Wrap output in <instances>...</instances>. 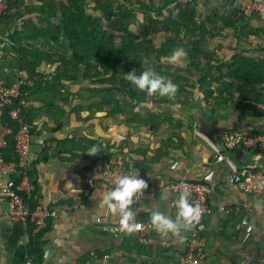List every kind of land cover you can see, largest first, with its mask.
Segmentation results:
<instances>
[{
	"label": "crops",
	"instance_id": "crops-1",
	"mask_svg": "<svg viewBox=\"0 0 264 264\" xmlns=\"http://www.w3.org/2000/svg\"><path fill=\"white\" fill-rule=\"evenodd\" d=\"M142 3L147 12L135 20L134 31L146 46L159 47L181 38L186 44L201 45L212 61L228 64L237 54L249 58L250 35L264 37V24L256 16L242 14L236 0H142ZM165 55L168 56L162 62L154 57L148 59L146 70L164 73L165 80L170 81L175 79L174 75L186 73L189 64L186 54L175 64L168 62L171 53ZM205 65L200 63V67ZM42 69L43 66L41 72ZM193 74L199 80L200 74L197 71ZM66 84L68 89L77 90L79 96H65L63 112L56 105L58 97L45 91L32 93L29 100H23L21 115L31 119L27 123L32 135L31 151L23 180L18 184L19 179L6 178L7 183L21 186L34 208L48 206L56 212L39 241L41 264L179 263L186 249L184 231L179 236H163L151 229L142 235L133 232L125 239L105 232L95 223L99 217L120 218L101 203L113 185L98 182L87 187L82 183L83 173L105 150L124 153L126 175H139L148 185L144 196L133 204L139 221L150 220L153 210L175 218L174 201L178 194L166 190L172 182L187 180L210 185L213 192L204 219L206 264H264V199L243 195L238 187L229 184L230 165L215 158L213 147L196 134L195 121L179 109L198 100L197 96L203 93L199 92L185 105L177 99L167 103L151 100L141 110L137 107L138 100L122 99L115 90L111 91V97L104 93L94 96L92 90L105 91L106 85ZM219 86L216 81L209 84L214 96H218ZM230 101L218 112L231 108ZM202 106L208 116L212 115L211 109ZM140 111L145 119L136 117ZM153 113L158 122L154 129L146 121ZM260 122L264 126V119ZM92 145L100 146V153H85ZM27 185L33 187L29 194L25 190ZM244 221L248 225H242ZM30 245L26 226L8 217L0 218V264H25L32 258Z\"/></svg>",
	"mask_w": 264,
	"mask_h": 264
},
{
	"label": "trees",
	"instance_id": "trees-1",
	"mask_svg": "<svg viewBox=\"0 0 264 264\" xmlns=\"http://www.w3.org/2000/svg\"><path fill=\"white\" fill-rule=\"evenodd\" d=\"M21 3L22 0H8L7 10L0 14V42L3 39H10L19 47L31 40L48 38L52 40L54 36H59L58 33H62L69 42V47H66L69 50L59 55L55 53L54 56L58 59L52 64L54 70L47 72L45 79L41 67L46 55L25 56L22 49H18L22 58L13 64L16 67V73L5 72V66L11 64L7 60V54L3 58L1 56L0 60L6 62L0 68V80L8 88L21 82L20 79H16V74L25 75V78L34 83L33 86H22L20 101L29 100L32 93L44 91L57 97L62 94L61 89H64L63 94L67 98L79 96L77 90L68 89L66 83H71L73 86L79 83L82 86L85 82L106 85L105 91L92 90L94 96L104 93L111 97V91L115 90L120 93L122 99L138 100L137 107L139 106L141 110L142 106L151 100L155 102L161 99V102L167 103L170 99L161 98L155 94L148 95L146 92L135 89L127 81L126 74L133 69L137 74L140 71H147L146 63L151 57L162 62L168 56L165 54H172L175 49L182 48L189 64L185 74L174 75L177 81L171 78L172 82L178 86L176 96L172 99H177L178 103L185 105L201 92L204 95L203 101L207 109H211L212 114L226 108L231 100V107H237L244 119H264V111L260 112V108L264 107V60L257 58L260 54L257 50H249V58L237 54L228 64H218L212 61L201 45L186 44L181 41V38H177V41H166L159 47L146 46L134 31L137 27L134 25L135 20L143 17L142 15L147 12L142 0H67L66 3H62L61 11L57 7V0H30L29 4L32 7L29 8L30 12H27L29 18L25 16L20 18L17 29L12 32L13 20L9 14ZM24 62L27 66H24ZM202 62L206 63L204 67H200ZM194 71L200 74L199 80H196ZM49 74L55 85L52 88H49ZM212 81L220 84L218 96H214L215 91L209 88ZM216 91L218 92V89ZM107 103L110 104V102ZM14 108L22 110V107L17 104L6 107L1 114V123L12 129V134L8 137V148L4 151L5 158L7 161L17 163L15 135L20 128V122H14L9 117V112ZM166 113H169L168 109ZM135 115L139 118L138 120L146 118L142 116V111ZM149 117L151 118L146 120L147 123L152 124V129L157 128L158 122L154 120L156 114H150ZM20 119L24 124L31 120L29 117L24 119V114H20ZM110 153L105 150L100 157ZM23 177L22 169L18 184ZM21 194L25 202L34 209L26 193ZM48 228L49 222L43 230L35 233L34 226L29 224L30 256L34 259V264H41L43 253L38 245Z\"/></svg>",
	"mask_w": 264,
	"mask_h": 264
},
{
	"label": "built area",
	"instance_id": "built-area-1",
	"mask_svg": "<svg viewBox=\"0 0 264 264\" xmlns=\"http://www.w3.org/2000/svg\"><path fill=\"white\" fill-rule=\"evenodd\" d=\"M236 2L242 14L250 17L256 16L264 24V0H236ZM7 7L8 0H0V14L5 12ZM247 42L252 49L260 52L259 58L264 60V37L250 35ZM24 85L29 86L31 84L29 82H19L8 88L0 80V218L8 217L22 223L27 228L31 224L34 226V232L38 233L45 228L50 218L56 217V212L48 206L32 209L21 194L24 191L21 186L13 182H6L7 177L20 179L21 170H24L27 166V159L32 146V135L29 125L21 121L20 108H14L9 112V117L14 122H20V128L15 135V151L18 155V162L7 161L5 158L4 151L8 148V137L12 134V129L1 123V114L6 107L13 104L22 107L24 101H20V98L22 97L21 88ZM220 138L224 143L225 150L244 148L247 150L256 149L259 153H264V133L253 134L234 130L222 133ZM214 153L217 160L226 161L230 165L232 170L228 178L230 185L238 187L243 195L264 199V170L236 169L226 160L224 152L214 150ZM126 170L127 163L124 153L118 150L112 151L110 155L106 154L99 157L93 166L83 173L82 183L87 187H92L98 182L113 185L118 177L126 175ZM25 190L29 194L33 191V187L27 185ZM166 190L178 195L181 191L187 190L190 194V203L199 204L202 209V217L199 224L190 231H186V249L178 264H206L208 251L204 235V219L209 213L207 204L208 198L212 195L213 187L180 180L169 184ZM119 221L120 218L109 220L105 217H99L95 223L101 226L105 232L115 237L126 238L129 234L121 231ZM132 222L140 225L135 232L141 235L153 229L150 220L141 222L133 215ZM242 225L246 226L248 222L244 221ZM25 264H34V260L29 258Z\"/></svg>",
	"mask_w": 264,
	"mask_h": 264
},
{
	"label": "clouds",
	"instance_id": "clouds-1",
	"mask_svg": "<svg viewBox=\"0 0 264 264\" xmlns=\"http://www.w3.org/2000/svg\"><path fill=\"white\" fill-rule=\"evenodd\" d=\"M184 49L177 48L168 57V62L175 64L182 56ZM126 79L131 85L148 95H158L161 98L172 99L176 96L178 86L170 80H165L154 72L136 70L126 74ZM100 146L92 145L85 153L88 155H96L100 153ZM215 150V149H214ZM148 187L146 181L139 175H122L118 177L113 186L105 193L101 203L112 214H119L120 229L125 234H132L140 225L133 223V204L138 203L139 199L144 196V190ZM189 192L181 191L175 199L176 208L175 218H171L164 212L153 210L150 214V224L153 230L163 236L172 234L179 236L182 231H190L194 226L199 224L202 217V209L199 204L189 202Z\"/></svg>",
	"mask_w": 264,
	"mask_h": 264
},
{
	"label": "water",
	"instance_id": "water-1",
	"mask_svg": "<svg viewBox=\"0 0 264 264\" xmlns=\"http://www.w3.org/2000/svg\"><path fill=\"white\" fill-rule=\"evenodd\" d=\"M179 109L195 121L197 135L205 139L215 150L224 152L226 160L236 169L264 170V153L244 148L225 150L220 138L222 133L234 130L253 134L264 133V126L246 121L237 107L208 116L199 100H195L191 104L180 106Z\"/></svg>",
	"mask_w": 264,
	"mask_h": 264
},
{
	"label": "rangeland",
	"instance_id": "rangeland-1",
	"mask_svg": "<svg viewBox=\"0 0 264 264\" xmlns=\"http://www.w3.org/2000/svg\"><path fill=\"white\" fill-rule=\"evenodd\" d=\"M29 1L30 0H28V2ZM66 1L67 0L57 1V7H58L59 11H61L60 8L62 6V3H64V2L66 3ZM26 2H27L26 0H22V3L19 5V7L17 9H15L12 13L9 14V16L13 20L12 25H11L12 26V28H11L12 32H14L15 29H17L20 18H22L23 16H25V18H29V16L27 15V12H30L29 8L32 7V5L27 4L28 2L27 3ZM96 16H98V14H96ZM142 33H144V31ZM58 34H59V36L58 35L54 36L52 40H50L49 38L44 39V40L40 39V40H36V41L31 40L30 42L23 43V45H21L19 47L17 46L16 43L12 42L10 39L1 40V42H0V58H1V56H2V58L6 57V54H7V56H8L7 60L11 64V65L5 66V68H4L5 72L16 73V67H14L13 64L22 58L21 52L18 51V49L21 48L23 51V54L25 56H27V55H39V54H42L40 56L46 55V57L44 58L43 69H42V75L44 74L43 78L45 79L46 76L48 75L46 73L54 70V67L52 66V64L55 62L54 60L58 59V57L54 56V55H56L55 53H57L59 55V54L63 53L64 51L69 50L68 48H66V47H69L68 46L69 42L66 39V37L62 33H58ZM79 46L81 47V45H79ZM5 62L4 61L2 62L0 60V68L2 67L3 63H5ZM24 64H25L24 66H27V63L24 62ZM63 69H64V67H63ZM50 75L51 74H49V78H48L49 88H52L55 85H53L54 81H53L52 76H50ZM161 75L164 78L166 77V75L164 73H161L160 76ZM15 77L18 80L20 79L21 82H29L31 84L29 86L34 85L32 80H28L27 78H25V75L16 74ZM50 82H52V84ZM61 91H62V94L58 95L57 96L58 98L55 99V101H58L56 103V105L60 109L59 111L63 112V110H65L66 107L64 106L65 103L62 101L65 100L66 97L63 94L64 89H61ZM202 95L197 96V97H199L198 100L201 101L202 105H205V102L201 99ZM57 106H56V108H57ZM261 109H264V108L261 107L260 110ZM54 112H56V111H54ZM260 112H262V110ZM210 116H213V114ZM245 120L249 121V122H255L257 124H260L261 123L260 121H262L260 119H258V120H256V119L255 120L245 119ZM261 124H263V123H261Z\"/></svg>",
	"mask_w": 264,
	"mask_h": 264
}]
</instances>
